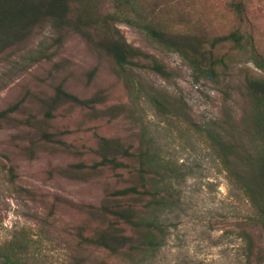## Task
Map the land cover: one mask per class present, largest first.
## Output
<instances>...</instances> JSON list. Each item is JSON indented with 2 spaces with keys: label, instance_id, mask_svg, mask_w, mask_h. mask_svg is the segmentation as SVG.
<instances>
[{
  "label": "trees",
  "instance_id": "16d2710c",
  "mask_svg": "<svg viewBox=\"0 0 264 264\" xmlns=\"http://www.w3.org/2000/svg\"><path fill=\"white\" fill-rule=\"evenodd\" d=\"M254 3L226 0L230 27L211 36L189 16L183 0H110L108 7L105 0H0V60L24 56L26 71L54 63L73 37L97 60L77 78L79 90L60 79L71 64L65 60L49 70L46 89L22 88L0 109V130L15 131L8 144L19 158H72L51 167L49 176L102 187L96 204L60 195L49 203L51 215L64 206L81 217L63 229L69 264H151L158 257L170 236L168 215L180 206L181 185L190 175L162 139L179 129L210 149L245 196L251 211L240 226L245 264H264V36ZM120 23L143 31L164 51L179 53L196 82H212L223 97L220 117L198 123L182 94L147 79L155 74L169 82L177 75L129 43ZM48 31L51 39L36 46ZM236 56H246L261 72L242 68L239 89L230 68ZM105 63L124 84L128 102L111 103L114 87L97 84ZM235 88L239 113L232 104ZM145 106L166 122L162 132L146 120ZM105 125L122 129L105 135L100 132ZM33 248L23 231L0 247V264H29Z\"/></svg>",
  "mask_w": 264,
  "mask_h": 264
},
{
  "label": "rangeland",
  "instance_id": "374dc122",
  "mask_svg": "<svg viewBox=\"0 0 264 264\" xmlns=\"http://www.w3.org/2000/svg\"><path fill=\"white\" fill-rule=\"evenodd\" d=\"M109 1L105 0L106 7ZM183 1L189 16H193L195 22L200 21L211 36L229 29L231 22L226 0ZM254 9L264 36V0H255ZM119 27L129 43L155 55L177 75L169 82L155 74L144 77L170 93L182 94L198 123L205 124L220 117L223 97L212 82L205 79L196 82L193 70L179 53L164 51L143 31L125 23H120ZM51 37L49 31L45 36H39L36 46ZM228 50V47L222 48L221 52ZM23 57L0 60V109L14 101L22 88L46 89L50 82L49 70L56 63L71 62L67 65L68 70L59 73L65 76L60 79H66L70 87L78 90L82 84L77 78L97 64L78 37L70 40L54 63H42L26 71L27 63ZM232 60L231 75L238 89L242 68L249 66L261 73L247 63L246 56H236ZM98 75V85L114 87L111 103L128 102L124 84L117 80L109 65L100 66ZM238 89L235 88L232 104L239 113L242 103ZM145 110L146 120L162 132L166 122L156 116L150 106H145ZM121 129L122 126L105 125L100 127V132L112 135ZM14 133V130H0V247L26 231L34 245L29 264H69L68 238L63 229L77 223L81 217L64 206H59L51 215L49 203L54 195H60L75 202L96 204L102 198V187L99 183H75L49 176L51 167L67 165L74 161L72 158L43 155L32 162L19 158L8 144ZM162 137L169 145V154L190 175L181 185L180 206L168 215L171 224L168 242L151 264H245V242L240 236V226L251 214L245 196L230 183L219 161L197 136L179 129L174 130L168 141Z\"/></svg>",
  "mask_w": 264,
  "mask_h": 264
}]
</instances>
